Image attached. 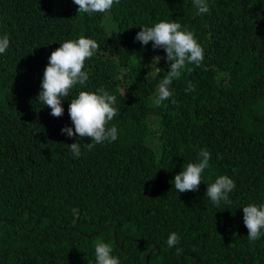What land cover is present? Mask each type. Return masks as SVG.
Returning <instances> with one entry per match:
<instances>
[{
    "label": "trees",
    "instance_id": "trees-1",
    "mask_svg": "<svg viewBox=\"0 0 264 264\" xmlns=\"http://www.w3.org/2000/svg\"><path fill=\"white\" fill-rule=\"evenodd\" d=\"M207 3L198 14L192 0H119L88 15L73 0H0V264H95L98 242L120 264H264V234L249 242L242 209L264 203V0ZM161 20L191 31L204 59L157 106L169 62L135 35ZM80 36L99 48L53 117L36 102L47 58ZM100 87L116 96L118 138L87 150L90 138L60 129L72 127L71 96ZM201 149L211 159L198 191L178 193L170 181ZM220 175L236 187L215 206L205 194Z\"/></svg>",
    "mask_w": 264,
    "mask_h": 264
},
{
    "label": "clouds",
    "instance_id": "clouds-1",
    "mask_svg": "<svg viewBox=\"0 0 264 264\" xmlns=\"http://www.w3.org/2000/svg\"><path fill=\"white\" fill-rule=\"evenodd\" d=\"M77 6V13L92 15L94 13H109L114 4L119 0H73ZM193 7L198 14L209 12L207 0H192ZM135 40L142 46L152 42L153 49L162 48L166 53L163 57L168 63L166 74L159 80L153 103L159 106L165 100H169L173 93L170 85L182 75L187 65L199 66L204 59L203 48L197 42L194 34L187 29L182 30L181 24L175 21L161 20L151 27H140ZM10 44L7 34L0 36V54H5ZM98 43L84 36L77 39H69L60 43L48 56V63L43 71L41 90L37 94L36 102L50 108V115L61 117L64 113L62 100L70 97V92L77 86H83L88 80V74L83 70L85 61L94 56L98 50ZM161 60L160 56H154L151 62V71L159 73L156 65ZM194 90L189 83L185 90ZM116 96L110 94L103 87L95 92L79 91L71 96L68 104V115L72 127L67 125L60 129L61 133L68 137L76 136L78 139L90 138L91 142L83 144L87 150H91L97 144L111 143L118 138V129L115 125L108 126L118 109L115 107ZM74 158L81 155V143L74 142L67 145ZM211 154L207 149H201L198 154V162H189L182 166V170L175 174L170 183L178 193L186 191H198L202 182V173L209 167ZM236 187L234 181L227 175L217 176L215 181L207 185L206 194L211 203L219 206L221 202L228 204L229 194ZM243 223L247 228L249 242L258 240L264 234V203L259 205L250 203L243 208ZM180 237L176 232H171L167 238L169 248L179 243ZM112 247L104 242L95 245V264H120L117 257L113 256ZM183 249L177 247L176 254L181 255Z\"/></svg>",
    "mask_w": 264,
    "mask_h": 264
},
{
    "label": "water",
    "instance_id": "water-1",
    "mask_svg": "<svg viewBox=\"0 0 264 264\" xmlns=\"http://www.w3.org/2000/svg\"><path fill=\"white\" fill-rule=\"evenodd\" d=\"M123 246L121 245V248H122ZM154 249V248H153ZM153 249L150 251V252H152L153 251ZM196 264H197V262H196Z\"/></svg>",
    "mask_w": 264,
    "mask_h": 264
}]
</instances>
